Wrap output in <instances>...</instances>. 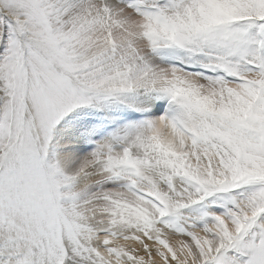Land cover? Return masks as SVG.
I'll return each mask as SVG.
<instances>
[{"label": "snow or ice", "instance_id": "snow-or-ice-1", "mask_svg": "<svg viewBox=\"0 0 264 264\" xmlns=\"http://www.w3.org/2000/svg\"><path fill=\"white\" fill-rule=\"evenodd\" d=\"M0 264H264V0H0Z\"/></svg>", "mask_w": 264, "mask_h": 264}]
</instances>
